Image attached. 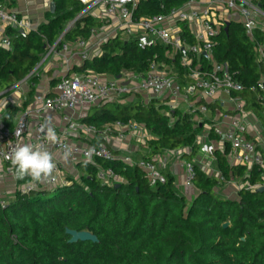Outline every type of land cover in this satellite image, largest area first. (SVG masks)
<instances>
[{
	"label": "trees",
	"instance_id": "1",
	"mask_svg": "<svg viewBox=\"0 0 264 264\" xmlns=\"http://www.w3.org/2000/svg\"><path fill=\"white\" fill-rule=\"evenodd\" d=\"M188 1L140 0L133 19L160 14L161 6L165 11L179 8ZM253 1L264 11V0ZM0 4L9 10L14 6L12 0H0ZM53 4L54 13L47 24L24 35L7 29L11 48L0 46V94L33 71L48 47L56 44L59 51L65 41L90 37L96 23L90 17L76 19L84 8L81 0H53ZM182 36L190 42L185 25ZM216 43L214 59L226 62L248 90L259 68L242 28L229 22L227 32L222 30ZM160 62L168 63L163 48L139 50L133 40L115 39L103 46L100 57L86 61L77 71L112 78L122 71L143 75L150 64ZM37 82L36 78L30 80L28 100ZM239 96L252 99L247 91ZM130 100L91 107L82 122L97 130L115 122L143 126L150 138L133 160L151 161L164 152L181 149H189L190 158L198 153L195 138L201 129L187 114L174 110L166 116L161 114L165 108L156 109L152 102ZM16 111L9 110L7 119ZM112 153L110 161L77 164L80 175L70 186L17 196L0 206V264H264V191L240 190L236 199H224L216 192L226 182H259L258 170L229 166L215 153L219 176L195 168L196 194L187 202L175 189L170 174L162 173L163 181L150 187L141 170L122 163L117 159L119 153ZM98 169L111 170L119 183L103 184ZM224 224L228 226L223 228ZM66 229L89 232L98 244L70 245Z\"/></svg>",
	"mask_w": 264,
	"mask_h": 264
},
{
	"label": "built area",
	"instance_id": "2",
	"mask_svg": "<svg viewBox=\"0 0 264 264\" xmlns=\"http://www.w3.org/2000/svg\"><path fill=\"white\" fill-rule=\"evenodd\" d=\"M140 0H87L77 19L93 17L105 25L112 24L115 33L122 34L125 41L133 40L139 50L153 47L164 49L168 63H152L143 75L123 79L103 80L89 71L55 78L51 84H42L41 68H35L23 80L0 94V206H6L17 196L33 192H52L67 187L62 178L65 168L55 160V154L66 158L71 166L93 163L95 160L114 159L109 143H124L127 137L148 140L146 129L135 123L115 122L97 130L94 126L80 123L76 114L80 110L107 103L124 104L137 94L146 95L169 111L178 105L186 107L195 126L201 129L195 138L199 152L204 155H222L229 166H241L260 172V181L254 184L240 183V190L258 192L264 188V11L253 0H191L179 8L138 20L133 14ZM98 15L95 16V13ZM229 13L250 41L258 77L248 90L229 71L226 62L214 59L216 38L229 23L224 18ZM182 25L188 27L190 42L182 36ZM196 26L192 31L191 27ZM68 26L67 28H69ZM8 28L24 34L34 30L27 20L19 18L15 11L0 4V46L11 48L6 36ZM66 28V29H67ZM91 34L96 33L93 29ZM64 32L57 42L61 41ZM55 45L46 49L43 60L56 54ZM63 43L60 49L65 63L76 57L81 63L89 60L90 48L79 39L73 49ZM67 56V57H66ZM177 66L181 73L171 68ZM42 77V78H41ZM38 79L35 94L28 100L29 82ZM126 84V85H124ZM247 91L251 101L239 95ZM25 104V106H24ZM15 114L7 119L9 110ZM57 119V120H56ZM53 128L59 139L51 143L46 139L47 128ZM86 132V134H85ZM84 138L85 144H72L69 136ZM43 144L53 153L56 168L46 180L32 186L31 182L19 183L9 157L18 144ZM67 151L69 155L64 156ZM177 154V153H175ZM122 163L135 166L144 173L148 185L154 187L162 182L158 165L153 161L131 157H117ZM184 171L182 186L193 188L196 176L192 162H180ZM67 169V168H66ZM97 177L103 184L113 185L116 178L111 170L98 169ZM11 184L5 187V182Z\"/></svg>",
	"mask_w": 264,
	"mask_h": 264
},
{
	"label": "crops",
	"instance_id": "3",
	"mask_svg": "<svg viewBox=\"0 0 264 264\" xmlns=\"http://www.w3.org/2000/svg\"><path fill=\"white\" fill-rule=\"evenodd\" d=\"M12 1L14 2V6H13V8H11V10L17 12L19 14L20 19L27 20L31 24V26L33 27L34 30L37 29L40 25L47 24L48 20L51 19L52 14H50V12H49V6L51 3H53V0H12ZM86 2H87V0H81V4L84 7H85ZM96 15H98L97 12L95 13V16ZM84 18H86V17H84ZM90 19L96 23V25L94 27H92V29H91V30L95 29L96 34L94 36L90 35V37L86 40L87 45L90 48V55H89L88 61H92L93 59L100 57L103 54V46L106 45L107 43H110L115 39H120V40L125 41L124 36L122 34H119L117 32L115 33L114 27L112 24L105 25L103 23H100L99 20H96L93 17H90ZM228 21L234 22L233 20H228ZM191 29H192V31H195L196 26L191 27ZM78 40H79V38H76L73 42L72 41L71 42L65 41L63 43L70 45L72 47L71 49H73L75 46V43ZM44 55H45V53L43 54L39 64L36 67V68H41V70L43 68L44 69L50 68L49 76L45 77V75H44V80H42L43 85L45 83H49V82L52 84L57 76L63 75V72H64L63 69L64 68H67V75L68 74L72 75V74L82 73V72H78L77 70L79 68H81L84 63H81L80 60L76 57H73V56L70 57V59L67 61V63H65L64 60L62 59L60 50L56 51V54L49 56L45 60H43ZM171 71L175 74L181 73L180 68H178L177 66H174L173 68H171ZM133 75H136V74H134L133 72L122 71L119 76H121V79L126 80V79L132 77ZM100 77L103 80L117 79V77L112 78V77L107 76V75H100ZM35 87H36V85H35ZM35 87H34V94H35ZM29 92H30V90H29ZM143 96H146V95H143ZM88 110H89V108L84 109V110H80L79 112H77L76 118L80 123H83L82 119H84L87 116ZM174 110H178L181 113L186 114V112H185L186 107L183 105L176 106ZM174 110H172V111H174ZM182 111H184V112H182ZM83 124H85V123H83ZM146 133H147L148 139H149L150 134L147 131H146ZM69 141L72 144H76V145H80V144L82 145V144L87 143V141L84 138L79 137V136H73V135L69 136ZM146 141H145V143H146ZM142 142L144 143V141H141L140 139L127 137V139L125 140L124 143L118 144V143L112 142V143H109V146L112 148L113 152L119 153L118 157L123 156L121 154L122 150H124V151L128 150L131 154H133V155H131L132 157L134 156V154H135V157H138L139 155L136 156V153H138L140 151H138L136 147L138 146L137 145L138 143H139V145H140V143L142 145ZM130 143L133 144V146H131ZM145 143L142 146L145 147ZM175 153H177V154H175ZM164 154L165 155L170 154L171 156H173V160H170V162L167 163V161L163 157ZM189 154H190L189 149H181L178 151L164 152L161 156L154 157L152 159L158 165L159 169L161 167L165 168L163 170L164 172H162V173L170 174L171 177H173V179H174L173 185H174L176 190H182L183 191L181 193L182 196H185V195L187 196L188 193L185 192L187 190V188H184L182 186L183 180H184V171L180 165V162H192L194 164L195 168L201 170L205 174H207V171L211 172L212 167L215 166L214 165L215 156L213 158V156L201 154L199 152V149H198V153L194 157L190 158ZM55 160L59 162L60 168L64 167L65 170L72 172V173H75V175H76L75 177L79 178L78 176L80 175V173H79V168L77 166H71L68 163V161L66 160V158L61 157L60 154H55ZM216 171H217V169H216ZM7 186L8 185H5V187H7Z\"/></svg>",
	"mask_w": 264,
	"mask_h": 264
},
{
	"label": "clouds",
	"instance_id": "4",
	"mask_svg": "<svg viewBox=\"0 0 264 264\" xmlns=\"http://www.w3.org/2000/svg\"><path fill=\"white\" fill-rule=\"evenodd\" d=\"M3 110L0 108V112ZM46 139L51 143H57L60 138L56 131L49 127L46 131ZM68 155L69 153L65 151L64 156L67 157ZM9 159L14 168L15 177L19 180H29L32 186L48 179L56 168L53 153L40 143L18 144Z\"/></svg>",
	"mask_w": 264,
	"mask_h": 264
},
{
	"label": "rangeland",
	"instance_id": "5",
	"mask_svg": "<svg viewBox=\"0 0 264 264\" xmlns=\"http://www.w3.org/2000/svg\"><path fill=\"white\" fill-rule=\"evenodd\" d=\"M225 18H226V20H233V19H235L236 18V14H234V13H229V14H227L226 16H224ZM96 33H94V34H91V35H95ZM42 72L40 73V74H42V76H43V78L41 79V81L42 80H44V75H45V77H48L49 76V72H50V68H43L42 70H41ZM97 75V74H96ZM38 80V79H37ZM138 98H140V100L144 103V104H148V103H150V102H152L153 104H154V106H155V108L156 109H161V108H165V109H162L161 110V114H163V115H169V110H168V108H166L165 106H163V105H161V103H158L156 100H154V99H152V98H150V97H148V96H143V95H141V94H137V95H135V96H133L132 97V99L131 100H137ZM130 99H128L127 101H129ZM165 105V104H164ZM185 111V110H184ZM184 111H182V112H184ZM186 112V111H185ZM185 114V113H184ZM189 118H190V120H191V122H192V124H195V120H196V118H194L192 115H187ZM149 133V132H148ZM132 143V142H131ZM130 143V145L131 146H133V144H131ZM135 143V142H134ZM144 143H145V141H144ZM144 143L142 142V145H144ZM137 144V143H136ZM138 146L136 147L137 148V150L138 151H140V152H138V153H136V156H138V154L139 153H141V152H143V148H144V146H142L141 145V143H140V145H139V143L137 144ZM121 154L123 155L122 157H132L131 155H133V154H131L128 150L127 151H124V150H122V152H121ZM134 156H135V154H134ZM164 159L167 161V163L168 162H170V160H173V156H171L170 154H167V155H165L164 154ZM168 166V165H167ZM167 168V167H166ZM165 168H163V167H161L160 169H159V172L162 174V172H164L163 170H164ZM207 174H208V176H211V177H218L219 176V173L216 171V168H215V166L214 167H212V171L211 172H209V171H207ZM76 175H75V173H72V172H69V171H67V173H65V172H63V175H62V178L65 180V181H67V186H70V185H72L74 182H76V181H78V178H76L75 177ZM79 177V176H78ZM6 184L5 185H10L11 184V180H7L6 182H5ZM116 183L118 184L119 183V180L117 179L116 180ZM240 181H238V180H235L234 182H226V183H224L223 185H221L220 187H218L217 189H216V192H217V194L219 195V196H221L222 198H224V199H236L237 198V194H238V192H239V188H240ZM177 192L178 193H182L183 191L182 190H177ZM186 193H188V195L186 196L185 195V198H186V201L187 202H189L191 199H192V197H194L195 196V194H196V191H195V189L194 188H191V189H187L186 191H185Z\"/></svg>",
	"mask_w": 264,
	"mask_h": 264
},
{
	"label": "water",
	"instance_id": "6",
	"mask_svg": "<svg viewBox=\"0 0 264 264\" xmlns=\"http://www.w3.org/2000/svg\"><path fill=\"white\" fill-rule=\"evenodd\" d=\"M49 12H50V14L54 13V4L53 3H51L49 6ZM228 26H229V23H226L225 28H224V32H227ZM67 30H68V28L65 30V32ZM18 32H19V34L24 35V33L21 30H19ZM119 79H121V76H117V80H119ZM124 85H126V84H124ZM115 187H118V185H115ZM263 191H264V188L259 190L258 192H263ZM227 226H228V224H224L223 228H226ZM65 235L69 237V240L67 241V243L70 245L77 244V243H84V242H90L92 244H98V239L96 238V236H94L91 233L86 232V231L77 232V231L66 229Z\"/></svg>",
	"mask_w": 264,
	"mask_h": 264
}]
</instances>
